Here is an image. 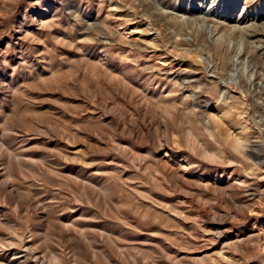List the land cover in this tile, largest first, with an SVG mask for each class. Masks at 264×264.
I'll list each match as a JSON object with an SVG mask.
<instances>
[{
    "label": "rangeland",
    "instance_id": "1",
    "mask_svg": "<svg viewBox=\"0 0 264 264\" xmlns=\"http://www.w3.org/2000/svg\"><path fill=\"white\" fill-rule=\"evenodd\" d=\"M143 3L0 0V264H264V93L224 99L244 156L207 119L215 52L264 82V0Z\"/></svg>",
    "mask_w": 264,
    "mask_h": 264
},
{
    "label": "bare ground",
    "instance_id": "2",
    "mask_svg": "<svg viewBox=\"0 0 264 264\" xmlns=\"http://www.w3.org/2000/svg\"><path fill=\"white\" fill-rule=\"evenodd\" d=\"M133 3H134V6H137V7L141 8L142 10H143V8H145V3H143V0H133ZM134 6L132 7L133 10H135ZM147 6H148V4H147ZM147 9H148V11L150 9L151 12L143 11V13L140 14L139 16H138V14L135 17L133 16L134 17L133 20H136L133 23H135V24H141L142 23L141 25L143 26V28L138 29V30L134 29V31H131V32L133 34L141 37L142 40L147 39V38L150 40H155L157 38V33L159 32L158 31L159 28L158 29L154 28L153 23L155 21L162 23L161 25L164 26L165 29L167 28V24H166L165 20L163 19V17L161 16V14L155 10L153 3L151 5V7L149 6V8H147ZM205 19L206 18H199L200 28H201L200 30L207 32L208 27H207V22ZM207 33H209V32H207ZM158 34H160V33H158ZM185 43L188 44L187 42H185ZM220 43H222V42H220ZM183 55H185V54H183ZM187 55H188V53H187ZM195 56L197 57V62H198V64L201 65L202 70L204 69L207 73L208 72L212 73L209 70L210 59L207 57H200L199 58L198 53ZM214 56H218L221 69H220V73H216V72L214 73L213 72V74L215 76V77L213 76V78H215L214 84L217 88V90H216L217 97L215 100L216 101L215 109L214 110L212 109L209 111L207 119H209L210 123L214 127H218L219 129H221L223 131V136H224L227 144H229L231 150L234 153L236 152V153H239L240 155L244 156L245 154L243 152L247 147L246 143L249 142L248 129L244 126L238 125L236 127L235 126L233 127V126L228 125L227 118H226L227 117L226 115L228 113V105L226 104V102L228 101V99H231V97H235L237 99V101H239V103L243 106L247 105L248 101H250V100L255 105H259L257 102L258 93L259 92L264 93V82L262 80H260V78L257 77L256 73L253 71V69H254L253 64L255 65L257 63V57L252 55V57H250L248 60V59H246V57L243 58L239 54V52H236V51H232V52L218 51V52L214 53ZM262 78L264 79V71H263ZM182 88L183 87L180 86L179 90H181ZM220 95L222 96V99L220 98ZM183 96H185V95H183ZM256 98H257V100H256ZM186 99H188V98H186ZM224 99H226L227 101H224ZM182 103H186V102H182ZM191 106H195V103L190 102V105L187 106L186 109L190 110L189 108ZM255 112H256V110H255ZM260 116H262V115H260ZM262 118H263V116H262ZM256 123L260 124V127L262 129V133L260 134V138L264 137V120L260 119V122L256 121ZM226 125H227V128H226Z\"/></svg>",
    "mask_w": 264,
    "mask_h": 264
}]
</instances>
